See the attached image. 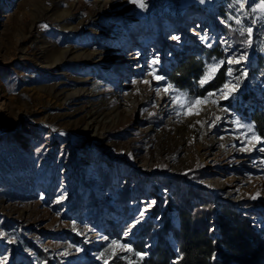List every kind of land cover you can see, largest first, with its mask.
I'll list each match as a JSON object with an SVG mask.
<instances>
[{
  "label": "rangeland",
  "instance_id": "374dc122",
  "mask_svg": "<svg viewBox=\"0 0 264 264\" xmlns=\"http://www.w3.org/2000/svg\"><path fill=\"white\" fill-rule=\"evenodd\" d=\"M143 2L0 0V264H142L147 253L134 243L146 227L145 248L155 243L156 198L176 190L227 204L264 240V143L247 117L264 108L260 0H245L243 11L236 0ZM247 26L252 36L241 34ZM192 48L209 50L196 87L223 66L222 87L200 96L169 81L173 53ZM225 84L236 86L227 99ZM114 110L120 117L95 131ZM195 111L197 131L180 141ZM212 136L220 144L197 152ZM222 183L231 197L217 193Z\"/></svg>",
  "mask_w": 264,
  "mask_h": 264
},
{
  "label": "trees",
  "instance_id": "16d2710c",
  "mask_svg": "<svg viewBox=\"0 0 264 264\" xmlns=\"http://www.w3.org/2000/svg\"><path fill=\"white\" fill-rule=\"evenodd\" d=\"M208 51L192 48L174 52L175 61L165 70L166 77L175 87L189 94L193 93L194 86V93L200 96L222 87L226 78L223 66L206 85L196 87L203 72L202 53ZM258 67L264 78V59L259 61ZM247 117L258 136L264 139V108L254 107ZM17 181L30 182L24 179ZM165 199L168 202L166 209L160 212ZM156 200L157 205L151 214L162 222L163 231H157L155 243L145 248L144 240L151 229L146 227L142 239L134 243L138 250L147 253L142 264H264V240L260 233L251 227L247 217L233 211L227 204H214L198 192L181 195L179 190L171 193L170 197H158ZM169 212L176 216L174 226ZM212 214L215 215L213 218ZM169 231L176 241L177 252L167 243ZM106 233L111 234L109 231Z\"/></svg>",
  "mask_w": 264,
  "mask_h": 264
},
{
  "label": "bare ground",
  "instance_id": "6f19581e",
  "mask_svg": "<svg viewBox=\"0 0 264 264\" xmlns=\"http://www.w3.org/2000/svg\"><path fill=\"white\" fill-rule=\"evenodd\" d=\"M71 94L73 95L74 93H71ZM163 101H165V100H163ZM205 108H206V106H201V108L199 110H202V112H206L209 109L210 113H211V110H213V108L210 107V106L207 108V110ZM195 112H197V111H195ZM195 112H192V113H195ZM214 112H215V115H218V116L219 115L222 116V114L227 113L223 109L222 110H216ZM192 113H190L189 116L187 117L188 119H186L187 120L186 125L183 126L181 128V130H179V133H181L183 135L181 137L180 141H182V140L187 141V139L191 138L192 131H197L196 116H198V115H195V114H192ZM209 114L205 118L210 117ZM120 115H121V112L115 111V110L113 111V117H110L108 115L102 114L101 117L97 121H95V125H93V129H95V131H96L98 122H101L103 125L106 124V123H110V122L112 123V122H114L116 120V118H119ZM192 123L195 124L194 125L195 127H192V125H193ZM92 138L93 137L91 136L90 140H92ZM224 140H228V141L232 142L233 138H231L230 136L226 135ZM209 142L210 143H208V144H202L199 147L197 146V152H199L200 154L209 153L211 148L215 147V146L217 147V145H219L221 141L219 139H216L215 137L212 136V138L210 139ZM189 158H190V156H187L185 159H182L181 161H185V163H189ZM239 181H240L239 178H235V179H232L231 181H226V184H228V185H232V184L237 185L239 183ZM227 187H229V186H226L225 184L222 183V186H220L221 190H219L220 192L218 191L217 193L218 194H222V193L226 192L225 188H227ZM255 188H257V187H255ZM225 194L228 195V197H231V191H228Z\"/></svg>",
  "mask_w": 264,
  "mask_h": 264
},
{
  "label": "snow or ice",
  "instance_id": "6c2138e0",
  "mask_svg": "<svg viewBox=\"0 0 264 264\" xmlns=\"http://www.w3.org/2000/svg\"><path fill=\"white\" fill-rule=\"evenodd\" d=\"M199 2H200L201 4H203V3H205V0H199ZM236 3L239 4L240 9H241L242 11L245 9V7H246V2H245V0H236ZM139 6H140L141 8H144V7L146 6V5L144 4L143 0H139ZM257 10L260 11L261 13H264V0H260V5H259V8H258V9H253V11H257ZM235 23H236L237 25H241V24H242V21H241L239 18H237V19H235ZM240 31H241V34H244L245 32H247L249 36H252V34H253V29H252L251 26L242 27V28L240 29ZM172 38H173V39H177V40L179 39L178 36H174V37H172ZM247 43H248L249 45H251V44L253 43L252 39H249V40L247 41ZM209 46H210V45H209ZM242 58H243V57H241V58H237L236 60H231V59H230V60L227 61V63H229V64H232V63H239V62H240V59H242ZM154 62H156V61H154ZM220 63H223V62H220ZM154 72H155V70H153V73H154ZM228 75H229V76L232 75V69H231V68L228 69ZM242 75H246V72H244L243 70H242ZM154 78H155L156 80H162V79H164V77L159 76V75H156ZM207 80H208V76L206 75V76L204 77V79H202V80L200 81L201 85H203ZM145 83H146V81H145ZM237 83H239V81H237ZM169 87H171V86H169ZM224 89H227V91L225 92V91H223V89H222V90H221V93H222V95L224 96L225 99H227L230 95H233V94L236 92V86H235V85H233V86L230 87L229 84H225V85H224ZM165 91H167V89H165ZM208 95L211 96V95H213V93H209ZM174 99H180V98H179V97H174ZM201 103H202V99H201V98L189 99V100H188L187 107L191 108L192 105H194V104H201ZM213 103H215V101H213ZM180 106H181L182 108L185 107L184 104H181ZM223 110H224V111H228L226 108L223 109ZM192 114L198 115V114H199V111H197V112H195V113H192ZM217 119H220V118L217 117ZM240 127H242V128H248L249 131H252V126H251V125H240ZM61 134H63V133H61ZM253 138L255 139V141H256L257 144H259V143H264V139H261L260 137L255 136L254 133H253ZM259 150H260L261 152H264V148H260ZM259 195H260V194L257 193L256 195L252 196L251 199L255 200V199H257V197H258ZM141 215H142V213H141ZM78 250H79V249H78ZM129 250H130V249H129Z\"/></svg>",
  "mask_w": 264,
  "mask_h": 264
}]
</instances>
